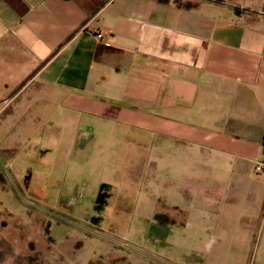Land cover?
<instances>
[{"label": "crops", "instance_id": "crops-1", "mask_svg": "<svg viewBox=\"0 0 264 264\" xmlns=\"http://www.w3.org/2000/svg\"><path fill=\"white\" fill-rule=\"evenodd\" d=\"M56 123L68 125L64 157H83L63 185L97 173L105 190L90 198L120 201L96 213L162 214L175 244L198 252L203 239L192 264H264V0H0V142L20 144L0 159L49 203L63 201L41 188L29 150ZM36 222L2 235L0 264H89L107 249L93 232L50 237Z\"/></svg>", "mask_w": 264, "mask_h": 264}, {"label": "rangeland", "instance_id": "rangeland-1", "mask_svg": "<svg viewBox=\"0 0 264 264\" xmlns=\"http://www.w3.org/2000/svg\"><path fill=\"white\" fill-rule=\"evenodd\" d=\"M62 110L63 109L55 110V112L59 113L56 114L57 119L61 116L60 111ZM66 126H68L67 123H56L54 125V133L56 136L53 141H49L48 145L47 140L52 139L51 136L53 133V127H49L51 131L46 138L47 140H38L39 145L43 147L38 150H29L34 156V163L31 165L34 167L35 175L38 174L39 176L41 188H44L46 192H52V195L55 196L54 199L56 200H59L61 197L60 201H63V203H49L45 198H38L26 193L24 187H21V183L19 187V181L16 182L11 176V164L5 163V160L7 161V159L1 157L0 172H2V175L6 176V185L4 187L0 186V216L3 217V225H0V244L2 242V235H6L11 231H14L16 234V230H18L16 224L18 222L24 220L27 224H30V220H33V224L37 221L36 224L39 229L50 234V237H56L57 234H61L63 231L66 232V230L71 232V230L80 229L87 233L93 232L92 234H94L95 238L97 237L101 240L107 241L103 244L107 249L101 251L96 248L97 253L92 255L89 264H192L190 261L196 255H198L197 257H199L200 260L205 259L207 252L204 251L206 246L203 245V239H200L199 243V247L200 249L203 248L201 249L203 251L200 250L198 252L194 251L189 243L183 247L179 246L177 243L175 244L179 235L174 231L169 232V228L165 229V226H161V228L159 227V222L165 220V216L162 214H156L155 219H152L146 214L138 211L135 216L132 217V204L130 203L125 205L127 211H125L124 214L96 213L103 207L106 210L107 207L117 208L121 206L119 200L105 202L101 205L90 198L93 193L100 191V189L105 190V188L100 187L102 185V175L92 172L91 174L87 173L85 176L86 171L81 173L73 172L69 175V181L77 179L75 184L71 186V183H69L71 186L70 188H67L69 187L68 185L64 186L63 173L66 170L65 168L69 166L68 160L71 159V164L74 168L81 165L78 161L80 158H83L79 157V153L77 152L72 153L70 155L71 157H64V153L66 154L67 151V141L59 140L57 135L61 129L67 134L68 131L65 130L67 129ZM93 142L94 141L90 142L87 146V153L90 155L93 154V151L96 152V146ZM18 146H20V144L14 139L0 142V149L4 150L7 155L14 153L13 150H16ZM46 147H49V149L43 151V148ZM100 157L102 159L106 158L107 154L103 153ZM54 165H56V169L58 168L60 170L55 171V168L53 167ZM51 175L58 181L53 182L50 179ZM79 176L81 177L79 178ZM83 177H91V179H94L99 183H89L86 186V189L83 190V182H81ZM105 181L108 186L116 187L113 191H119V181L114 182V185L108 180ZM63 186L65 189H63ZM81 188L83 192L82 195H80ZM127 190L130 191L131 189L127 188ZM39 192L40 190L36 188V193ZM68 202H70V204H67ZM105 210L102 212H105ZM30 213H36L37 220L34 219V216L30 219ZM19 215H22L21 218H23V215H27L29 218L28 222L26 217L24 219L13 220L15 216L19 217ZM99 233H102V236L98 235ZM12 236L14 237L13 234ZM85 246L90 252L94 250L95 245L92 242H87ZM42 253L45 252L42 251ZM5 254V251L0 247V259H3ZM174 254L179 256L182 255L183 261L166 259V257L174 256ZM41 258L42 256L40 255V259ZM252 262L253 261H251L250 264H253Z\"/></svg>", "mask_w": 264, "mask_h": 264}, {"label": "built area", "instance_id": "built-area-1", "mask_svg": "<svg viewBox=\"0 0 264 264\" xmlns=\"http://www.w3.org/2000/svg\"><path fill=\"white\" fill-rule=\"evenodd\" d=\"M96 34H97V36H98L99 38H102V37L104 36V32H103L102 30H99ZM263 167H264V163H258V164L256 165V169H257V170H261Z\"/></svg>", "mask_w": 264, "mask_h": 264}]
</instances>
